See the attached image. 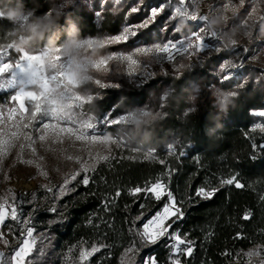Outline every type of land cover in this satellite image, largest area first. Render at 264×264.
<instances>
[{"label": "trees", "instance_id": "16d2710c", "mask_svg": "<svg viewBox=\"0 0 264 264\" xmlns=\"http://www.w3.org/2000/svg\"><path fill=\"white\" fill-rule=\"evenodd\" d=\"M161 2L166 6L156 20L138 30L143 39L93 49L92 55L177 39L196 26L192 21L168 20V0H0V48L17 44L35 53L69 41L113 36L126 24L146 18L148 9ZM136 6L139 11L132 12ZM17 7H22L23 14L9 19L8 12ZM49 12L60 13L56 27L43 40L26 41L32 25ZM73 26L76 34L70 39ZM228 55L221 50L177 76L158 75L139 86L131 84L121 71L111 76L92 71L116 85L101 87L88 82L79 86V92L92 95L81 105L83 114L114 119L145 109L147 113L139 120L107 129L122 137L127 147L150 156L94 162L67 184L59 182L28 193V200L18 206L19 220L9 218L4 226L19 243V229L28 221L26 226L39 235L30 256L36 264H76L81 253L93 247L99 251L82 264H123L126 259L143 264L149 257L155 264H171L173 257L180 264H249L253 256L264 258V132L253 127L264 120L254 113L264 109V71L245 66L234 76L221 79L214 70ZM13 93V89L0 91V107L10 102ZM85 176L87 185L82 183ZM233 177L243 187L222 183ZM156 182L167 185L184 212L170 232L192 242L191 255L173 254L168 237L151 245L139 234L167 198L156 201L150 193L133 195L132 189ZM200 188L217 191L212 198L203 199L196 196ZM41 240L45 241V254L38 257ZM15 247L7 246L8 264ZM186 247L182 244L181 251L186 252Z\"/></svg>", "mask_w": 264, "mask_h": 264}, {"label": "rangeland", "instance_id": "374dc122", "mask_svg": "<svg viewBox=\"0 0 264 264\" xmlns=\"http://www.w3.org/2000/svg\"><path fill=\"white\" fill-rule=\"evenodd\" d=\"M168 2L171 3L168 20L178 18L182 22L192 21L196 26L193 31L177 39L142 43L130 49L119 48L101 55H92L91 50L115 44L111 42L115 35L69 41L54 48H41L35 53H28L17 44L0 48V54H3L0 62L13 68L20 63L21 67L16 70L22 74V78L17 79L11 71L0 73V84L5 85L0 87V91H14L10 102L0 107V203H15L18 209L28 200V193H35L43 186L51 188L59 182L65 184V181L80 172L84 173L85 167L101 161L105 156H150L127 147L122 137L107 129V126L117 124L112 121L126 123L139 120L147 113L145 109L134 110L114 119H98L83 114L81 105L92 95L79 92V86L88 82L101 87L116 85L113 80L94 76L92 71L109 76L121 71L131 84L139 86L158 75L177 76L184 69L201 65L207 57L221 50L229 52L214 70L221 79L234 76L245 66L264 71V0ZM161 5L166 6L161 2L150 7L146 18L126 24L118 34H123L126 28L136 31L135 26L141 25L149 17L151 9L160 8ZM179 27L175 25V29ZM167 41H184L183 51L172 60H158L156 45L162 46ZM205 44L206 48L203 46ZM145 47H150L152 51H142ZM7 81H12L14 86H7ZM260 112H264V109L254 111L264 118ZM253 127L264 132V120H258ZM27 228L23 222L18 243V238L9 227L0 225V233H3L0 252L5 254L9 243L16 246L10 255V264H14L11 260L14 252L24 239H28ZM142 231L143 226L139 233ZM38 236L33 232L31 239L34 245L30 255L25 258V264H36L35 257L30 256L35 251ZM5 239L7 244L3 242ZM41 241L38 257L45 254V241ZM150 259L152 257L145 258L143 264H148ZM174 260L175 257L171 264ZM82 261L80 258L76 264H82ZM248 263L264 264V258L253 256ZM0 264H8L5 255ZM123 264L131 262L126 259Z\"/></svg>", "mask_w": 264, "mask_h": 264}, {"label": "snow or ice", "instance_id": "6c2138e0", "mask_svg": "<svg viewBox=\"0 0 264 264\" xmlns=\"http://www.w3.org/2000/svg\"><path fill=\"white\" fill-rule=\"evenodd\" d=\"M183 0H181V3ZM164 10V6L161 5L160 8L153 7L151 9L149 17L141 24L135 26L137 28L136 31H132L131 29H125L123 34L115 35L111 38V42L115 44L120 43H126L131 40L132 43H135L136 40H141L144 37V34L139 32L140 29H147L150 24H152L155 20L157 15H159L160 12ZM132 12L139 11L138 8L131 9ZM200 19H203L201 17ZM151 37L149 36L148 39ZM199 39V38H198ZM184 41H167L162 46L157 44L156 45V58L158 60H172L174 59L175 55L179 52L183 51ZM205 48L207 45H203ZM142 51H148L151 52L152 49L150 47H145L142 49ZM3 60V54H0V61ZM107 63L106 61L104 62ZM21 64L18 63L16 65V68H13L12 65L5 64L3 62H0V73L3 72H9L11 71L12 74L17 78H22V74L18 72L16 69L20 68ZM5 85L0 84V87H4ZM7 86L13 87L14 84L12 81H7ZM16 99V98H14ZM22 99V98H21ZM261 116H264V112L259 113ZM114 123H118L119 121H112ZM108 157H102L100 160H107ZM98 162V161H97ZM94 167V166H93ZM84 171L87 172L88 168L85 167ZM73 180L76 179L75 176L72 177ZM68 181H65V184H67ZM83 184L87 185L89 183V179L87 176L84 177ZM223 184H234L236 187H243L242 184L236 181V178L233 177L231 179L223 180ZM51 191V189H49ZM217 189L212 190H205L204 188H200L196 191V196L201 197L203 199H210L214 196ZM146 192L150 193L154 196L156 201H161L163 198H167L166 203L163 204V207L161 210L157 211L150 219L147 220L146 223L143 224V231L139 233L142 238H145L147 242L151 245L157 244L162 238L168 237L171 240L174 241V243L171 245L174 254H187L191 255L193 248L191 247L192 242L190 240L182 239L180 234L177 232H170V229L173 227V224L179 222L184 218V212L182 211L181 207H177L178 201L173 196L172 192L168 189L167 185L163 182H156L151 185L149 188H141L136 187L132 189V194L136 195L137 193ZM119 195V193H117ZM143 208V205H141ZM50 211L54 212L55 209H50ZM20 213H18V209L15 203L8 205L7 201L4 203H0V225H3L4 222L7 219H11L13 221L19 220ZM247 218V217H245ZM138 219H143V215L141 217H138ZM168 221H171V223H168ZM24 223H28L27 220L24 221ZM28 239H24L22 245L14 252V254L11 257V260L14 262V264H25V258L30 255L33 249L34 241L31 239L33 236V229L31 227L27 228L26 231ZM0 239H3V233H0ZM5 244L8 243V241L5 239L3 240ZM187 244L186 252H182L180 245ZM99 251L98 248L93 247L90 252L84 251L81 253V260H86L88 257L92 256L95 252ZM4 256L3 252H0V262H2V258ZM148 264H155L154 259H150L148 261ZM173 264H180L179 259H176L173 261Z\"/></svg>", "mask_w": 264, "mask_h": 264}, {"label": "clouds", "instance_id": "9594fccd", "mask_svg": "<svg viewBox=\"0 0 264 264\" xmlns=\"http://www.w3.org/2000/svg\"><path fill=\"white\" fill-rule=\"evenodd\" d=\"M23 14L22 7H17L8 12V18L15 20L19 16ZM30 14V13H29ZM60 13H56V15H52L51 12L44 14L41 18H39L31 27L30 35L25 38L26 41L30 40H43L47 33L51 32L53 28L56 27L57 18ZM76 34V29L73 28L70 30L69 37L70 39L74 37ZM225 101H227V97H225Z\"/></svg>", "mask_w": 264, "mask_h": 264}]
</instances>
